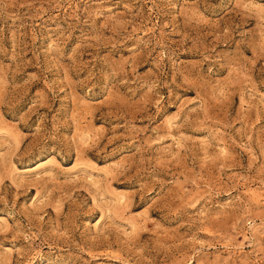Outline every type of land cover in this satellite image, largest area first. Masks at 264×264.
Listing matches in <instances>:
<instances>
[{"label": "rangeland", "instance_id": "1", "mask_svg": "<svg viewBox=\"0 0 264 264\" xmlns=\"http://www.w3.org/2000/svg\"><path fill=\"white\" fill-rule=\"evenodd\" d=\"M0 264H264V0H0Z\"/></svg>", "mask_w": 264, "mask_h": 264}]
</instances>
